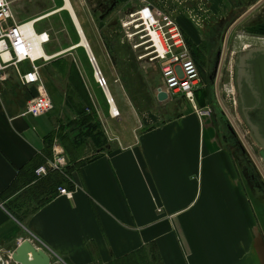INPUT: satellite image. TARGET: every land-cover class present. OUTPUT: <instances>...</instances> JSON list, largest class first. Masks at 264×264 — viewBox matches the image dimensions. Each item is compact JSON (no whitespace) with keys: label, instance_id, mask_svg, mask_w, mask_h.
I'll return each mask as SVG.
<instances>
[{"label":"crops","instance_id":"crops-1","mask_svg":"<svg viewBox=\"0 0 264 264\" xmlns=\"http://www.w3.org/2000/svg\"><path fill=\"white\" fill-rule=\"evenodd\" d=\"M77 1L84 20L92 17L88 10L107 22ZM118 1L116 8L124 0ZM12 10L26 21L55 9L51 0H12ZM8 75L0 82V251L12 254L32 233L49 248L52 264H264V190L217 103L196 102L213 107L199 116L189 101L167 99L174 107L138 118L132 135L108 138L87 158L82 145L69 149L57 130L79 116L77 83L70 88L76 102L64 104L66 118L53 110L35 117L25 112L38 86L22 85L13 68ZM231 115L252 147L249 130ZM55 149L66 155L64 170L38 175Z\"/></svg>","mask_w":264,"mask_h":264},{"label":"rangeland","instance_id":"rangeland-1","mask_svg":"<svg viewBox=\"0 0 264 264\" xmlns=\"http://www.w3.org/2000/svg\"><path fill=\"white\" fill-rule=\"evenodd\" d=\"M51 1L54 9L60 8L64 3L63 0ZM146 1L153 2V0ZM146 1H122L119 7L110 16V20L117 19L119 24L110 28L107 22L102 23L98 21L97 17H93L88 10H86L87 14L92 17L90 21L84 20L79 14L82 11L79 9L78 1L72 0L92 44L100 68L108 81L110 91L116 99L117 105H119L118 109L120 108L121 110V114L116 118L110 119V121L106 118L110 117V106L105 97L104 90L96 83L94 69L89 61L86 50L83 47L71 49L74 45L79 43L80 37L69 13L67 11H61L37 24V29L39 31H47L50 35V40L45 45V51L49 55L62 52L59 56L42 63V74L47 86V91L53 101L52 110L54 115H57L58 118L60 116H62L61 118H66L67 116L63 115L65 114V102L68 101V103H73L77 100L75 93L71 91L69 86L70 73L72 71L76 72L78 77L88 84L86 90L92 100L93 109L86 110L84 113L79 114L77 120L74 121L73 124L71 123L72 120H68L67 117V119H64V123L60 121V125L57 129L60 133L62 142L67 145L69 149H75L78 147L76 145H82V147L78 149L86 150L85 154L87 158L96 155L103 142V145L107 146L106 144L109 143L108 138H113V140L117 142V137H120L122 133L132 135L133 128L139 125V119L143 120L146 115H151L152 112H157L158 110L163 111L167 104L170 107H174V101L159 102L157 100L158 87L162 84L160 62H152L148 58H139L147 52L143 46H137L142 39L139 34H134L135 29L133 26L124 25L127 22H132L134 18H137L132 17V14L136 13L142 7H145ZM216 1L217 0H195L194 2L198 3L197 6L188 9V7L184 5V2H187V0H165L164 3H161L160 0L157 2L156 0L159 6L158 8L165 10L172 16L173 10L175 14L180 13L178 17L181 25L178 24L186 39L188 47H191L196 55L192 57L199 64L201 79H203L200 89L197 90L198 94L202 93V90H205L208 97L213 100V103H217L220 97L227 109L234 112L235 105L233 98L235 89L231 81L229 69H225L222 82L218 83L216 81L217 83H215L214 80H210V71L204 69V65L207 67L206 58L204 59L201 54L196 51L198 48H196V45L201 42V32L205 17H209L213 14H217V16L225 14L229 9H234L235 6L238 5L237 2L240 1L243 3L244 9L239 8L236 10L235 14L237 15V13H241L248 9L255 0H218L214 11L210 10L209 7L206 8L204 4H211ZM201 2L203 3L200 4ZM26 3L32 8L28 2ZM171 5L172 7H170ZM29 7H27L28 10H30ZM185 7L187 9H184ZM184 12L187 13V16L192 22L183 16ZM48 13L50 12H44L40 15ZM253 14L254 15H251L239 25L233 34L230 46H232L235 51L243 50L253 44L264 42V5ZM186 30L187 32H191L193 34V36H191L194 38H192ZM130 34L131 36H129ZM193 39H195L196 42L193 41ZM204 84L205 86H203ZM175 99L187 100L181 95H175L173 100ZM200 100L205 104L204 97H200ZM67 106L69 109V105ZM216 107L218 109L220 108L219 103H217ZM77 108L82 110L81 107ZM69 126L71 127L66 128ZM105 127L108 128L105 129ZM95 140H99V142ZM88 147H92L93 150H87ZM103 149L105 148H102V150Z\"/></svg>","mask_w":264,"mask_h":264},{"label":"built area","instance_id":"built-area-1","mask_svg":"<svg viewBox=\"0 0 264 264\" xmlns=\"http://www.w3.org/2000/svg\"><path fill=\"white\" fill-rule=\"evenodd\" d=\"M132 17L137 18L124 25L133 26L134 34H139L142 39L137 46H143L147 52L139 58L160 62L162 84L158 89L167 92L169 99L175 95L184 96L187 101L193 104L199 116L211 114L213 107L202 108L196 104V91L201 83L200 70L190 53L186 39L174 15L146 3L145 7L132 14ZM37 23V18L17 21L12 10V0H0V82L7 80L8 69L13 68L22 85H37L38 94L29 100L25 112L35 117L46 115L53 109L52 98L45 87L41 74L42 63L50 60L44 53L50 35L47 31H39ZM88 58L94 69L96 82L104 90L110 106V115L112 118H116L120 115V111L113 109L114 101L106 91L108 83L98 60L93 53L88 55ZM24 63H28L27 69L22 68ZM228 118L241 141L248 144L247 135L243 132L240 124L235 121L231 113ZM66 164V155L62 150L55 149L54 159L48 164L40 166L37 169V174L45 175L50 170L63 171ZM58 191L61 195L72 197V191L65 187H59ZM30 241L46 251L49 249L32 233ZM0 264L18 263L13 259L11 253L6 254L0 251Z\"/></svg>","mask_w":264,"mask_h":264},{"label":"flooded vegetation","instance_id":"flooded-vegetation-1","mask_svg":"<svg viewBox=\"0 0 264 264\" xmlns=\"http://www.w3.org/2000/svg\"><path fill=\"white\" fill-rule=\"evenodd\" d=\"M194 1L195 0H187V2H184V5L187 6L188 9L195 8L198 3ZM260 1L261 0H255L254 3L248 9L241 13H237V15L235 14L236 10H238L239 8L244 9V5L240 1L237 2L238 5L235 6L234 9H229L227 13L225 12V14H220V16H217V14H213L209 17H205L201 32V42L199 43L198 40L199 44L196 45V48L198 47L196 51L201 54L204 59L206 58L205 61L207 62V67L206 65H204V69L206 71H210V80H214L215 83L222 82V76L225 69H229L228 71L231 75V81L233 82V87L235 89L233 98L235 105L234 112L242 121L244 128L249 130L251 139V128L248 124L247 119L244 117L242 106L243 100H245L246 105L248 104L250 110L252 109V104L255 105L256 103H258L257 101L264 102V57L255 58L251 55V51L255 50L258 47H264V42H260V44L256 43L255 45L253 44L252 46L246 47L243 50L238 51H235L233 47L230 46V44L236 28H238V26L241 25L245 20H247V18H249L251 15H254L253 13H255L261 6L264 5V1L248 16H246L240 22L239 20ZM85 2L89 9L94 11L95 13H98L100 17L102 15H105L108 27L113 28L119 24L117 19L109 20L110 16L117 9L115 8L110 11L112 0H85ZM217 2L218 0L211 4H204L206 8L209 7L210 10L214 11ZM202 3L203 2H201L200 4ZM184 9L187 8L185 7ZM179 14L180 13L173 15L176 21L181 25V22H179L178 17ZM183 16L191 21V19L187 16L186 12H184ZM187 33L190 36H193L191 32ZM193 41L196 42L195 39H193ZM189 50L192 56H196L191 47H189ZM255 91H257V93H255ZM257 109L258 108H256V110ZM229 112L232 113L231 111ZM248 116L252 122L257 123L259 125L264 122V112L255 113L251 110L248 113ZM260 128L262 131H264V128L262 126H260ZM253 143L254 149L259 151L260 147L256 144L254 140Z\"/></svg>","mask_w":264,"mask_h":264},{"label":"water","instance_id":"water-1","mask_svg":"<svg viewBox=\"0 0 264 264\" xmlns=\"http://www.w3.org/2000/svg\"><path fill=\"white\" fill-rule=\"evenodd\" d=\"M264 0H261L257 5H255L253 8H251L240 20L239 22L244 19L246 16H248L254 9H256ZM118 0H112L111 2V8L110 11L115 9L118 6ZM65 4L62 6L61 9L65 8ZM73 14L75 15V12L73 11ZM75 18L77 19L76 15ZM102 19L105 18V15L101 16ZM238 22V23H239ZM80 43L82 42V38L80 33ZM73 49V48H71ZM70 49V50H71ZM86 50L87 55H92V51L90 49V46L87 43V47L84 48ZM251 55L256 57H264V47H258L255 50L251 51ZM241 88V87H240ZM108 94L111 95L109 89ZM257 93V91H255ZM158 100L159 101H165L169 99V96L167 92L163 91L162 89H158ZM255 105L252 104V111L256 112H264V102L257 101ZM221 106V109L223 110V114H225L227 117L230 115L229 111L227 110V107L223 103L222 99L219 97L218 102ZM249 108V109H248ZM256 108H258L256 110ZM260 109V110H259ZM250 107H248V104H245V100H243V106L242 111L244 114V117L247 119L248 124L251 128V134L252 139L256 142V144L260 147V150L257 151L254 149V146H250L249 144L243 143V141L238 142L237 145L239 146L246 163L249 165V167H252L254 170H256L257 177L259 178V188L264 190V131L261 130L260 126L264 128V122L261 123V125L252 122L249 119L248 113L251 111ZM259 110V111H258ZM226 118V117H225ZM226 126L228 130L231 132L232 135L237 136L238 133L233 128L232 124L229 121V118L227 120L226 118ZM262 180V181H261ZM13 259L18 264H52V257L51 255L44 249L37 247L34 243L30 241V239H25L18 248L12 253Z\"/></svg>","mask_w":264,"mask_h":264},{"label":"bare ground","instance_id":"bare-ground-1","mask_svg":"<svg viewBox=\"0 0 264 264\" xmlns=\"http://www.w3.org/2000/svg\"><path fill=\"white\" fill-rule=\"evenodd\" d=\"M64 1V3H63V5L65 4L66 6H65V8H63V9H61L62 8V6H61V8H59V9H55V10H53L52 12H50V13H48V14H45V15H43V16H41V17H38L37 19H38V22L39 21H42V20H45L47 17H49V16H52V15H54V14H57V13H59V12H61V11H67L68 13H69V15L71 16V19H72V21H73V23H74V25H75V28H76V30H77V32L78 33H80V35H81V38H82V42H81V44H76V45H74L72 48L73 49H77V48H80V47H83V48H86L87 47V43H88V45L90 46V49H91V51H92V53L93 54H95L94 53V51H93V47H92V44H91V42H90V40H89V38H88V36H87V33H86V31H85V28H84V26L82 25V23H81V20L79 19V16H78V14H77V12H76V10H75V8H74V5H73V3L71 2V0H63ZM73 11L75 12V15H76V17H77V19L75 18V15L73 14ZM28 33H30V31L28 30ZM29 38H31L30 37V35H29ZM79 43H80V41H79ZM44 49V48H43ZM44 53H45V55L47 56V58L48 59H53V58H55V57H57V56H59L62 52H59V53H57V54H51V55H49L46 51H45V49H44ZM105 76V75H104ZM109 87V86H108ZM220 88V87H219ZM109 89V91H110V88H108ZM106 91H107V93H108V90L106 89ZM110 93H111V91H110ZM110 97H112L113 98V109H115V110H118L119 111V109H118V105H117V101H116V99L114 98V96H113V94L111 93V96ZM223 101V100H222ZM224 103V102H223Z\"/></svg>","mask_w":264,"mask_h":264},{"label":"trees","instance_id":"trees-1","mask_svg":"<svg viewBox=\"0 0 264 264\" xmlns=\"http://www.w3.org/2000/svg\"><path fill=\"white\" fill-rule=\"evenodd\" d=\"M195 62L197 64V66L199 67V64L197 63L196 60H195ZM78 83H79V85H78ZM75 84H76L75 89H76V91H78L77 93L79 94V97L84 101V103H80V107L82 108V110H80V108H77L74 105H73V108L76 109L79 114H82L86 110L93 109V105H92L91 98L89 97V93H88V91L86 90V87L83 84V81L78 77V75H77L76 72L72 71L70 73V85H69L70 88H72L73 85H75ZM202 94H203L202 97H204V101H205L204 103L205 104L206 103H212L213 104V100H211L210 97H208V95H207V93H206L205 90H202ZM200 97L201 96L198 94V91H196V100H197L198 104H201L202 105L203 103L200 100ZM95 141H98V140H95ZM103 144H104V142H103ZM103 144H102V146H103Z\"/></svg>","mask_w":264,"mask_h":264}]
</instances>
